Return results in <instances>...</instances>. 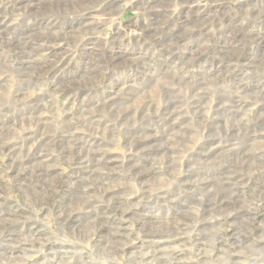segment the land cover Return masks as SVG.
Listing matches in <instances>:
<instances>
[{"label": "rangeland", "instance_id": "374dc122", "mask_svg": "<svg viewBox=\"0 0 264 264\" xmlns=\"http://www.w3.org/2000/svg\"><path fill=\"white\" fill-rule=\"evenodd\" d=\"M263 186L264 0H0V264H264Z\"/></svg>", "mask_w": 264, "mask_h": 264}, {"label": "bare ground", "instance_id": "6f19581e", "mask_svg": "<svg viewBox=\"0 0 264 264\" xmlns=\"http://www.w3.org/2000/svg\"><path fill=\"white\" fill-rule=\"evenodd\" d=\"M30 7H32V8H34L35 7V5H33V6H31V5H29ZM114 107V106H113ZM117 107V106H116ZM115 107V108H116ZM120 108V107H119ZM112 109V108H111ZM127 111V110H126ZM125 111V112H126ZM116 112V111H115ZM118 112H119V110H118ZM116 114V113H115ZM217 114V113H216ZM223 114V113H222ZM174 115V114H173ZM216 117V116H215ZM162 147V146H161ZM83 151H85V150H83ZM81 152V151H80ZM93 152V151H92ZM37 154L38 153H36V155H34V156H32L31 158L29 157V158H26L27 160H26V162H25V165H23V164H20V167L23 169L22 171H24V172H30V173H34V175L36 176V177H40V178H42L43 180L45 179V177H44V169H39V168H43V165H42V163L40 162V160L37 158ZM82 155V154H81ZM88 155H89V153H88ZM87 156V155H86ZM85 159V158H84ZM88 161V160H87ZM94 161V160H93ZM84 162V161H83ZM94 165V164H93ZM97 166V165H96ZM95 166V167H96ZM89 169V168H88ZM134 171V170H133ZM139 171H140V169H139ZM145 171V170H144ZM94 172L95 171H93V170H86V173L88 174V176L89 175H92V174H94ZM149 172V171H148ZM138 174H139V172H138ZM153 174V173H152ZM84 175V174H83ZM140 175H142V174H140ZM30 176V175H29ZM87 180V179H86ZM88 180H89V178H88ZM93 180V179H92ZM95 180V179H94ZM82 181V180H81ZM90 181V180H89ZM82 183V182H81ZM80 183V184H81ZM224 183H226V182H224ZM223 183V184H224ZM79 185V184H78ZM81 186V185H80ZM264 187V186H263ZM86 188V187H85ZM84 188V189H85ZM81 190V189H80ZM87 190V189H86ZM225 190V189H224ZM227 191V190H226ZM260 193H264V191L263 190H260ZM260 197V196H259ZM263 199H264V197H262ZM224 201V200H223ZM221 203H223V202H221ZM85 204V203H84ZM228 204V203H227ZM244 209V208H243ZM73 210V209H72ZM227 212V211H226ZM231 217V216H230ZM261 222V221H260ZM260 224V223H259ZM263 224H264V222H263ZM174 226H176V230H172L173 229V227ZM174 226L172 227V228H169L168 230H167V232H155V231H149V232H147V231H145V232H147L148 233V235L147 236H149V235H156V234H161V233H165V237L164 238H161V239H163L162 241H165L167 244H168V246H167V248L168 249H162V250H160V249H157V250H151V251H149L150 253H154L153 254V256H156V255H160L159 256V258H161V259H165V256L166 257H169L170 259H172V261H173V264H179L178 262L180 261V260H178L179 258H180V256L178 255V249H176V248H174V244L175 243H178V241H180V238H179V236H178V232H182L183 230H182V228H181V224L180 223H176V224H174ZM183 226V225H182ZM259 226V225H258ZM262 226V225H261ZM175 228V227H174ZM260 228V227H259ZM260 230V229H259ZM110 231V230H109ZM262 231V230H261ZM212 232V231H211ZM202 233V232H201ZM208 234V233H207ZM262 234V233H261ZM112 235H113V233H112ZM154 235V236H155ZM110 236V235H109ZM115 236V235H114ZM153 236V237H154ZM206 238V237H205ZM203 240V239H202ZM205 241V240H204ZM204 241L203 242H201L200 241V239H198L197 241H196V246L198 247V254H197V257H196V259L195 260H193L192 259V263H196V262H198L199 260H202V261H204V264H210V262H208V261H206V260H208V259H210V256H211V253L212 252H214V251H216V249H217V247L216 246H213V248L211 247V251L210 250H208V246H209V244L207 245L206 243H204ZM209 241V240H208ZM207 241V242H208ZM157 244H159V243H157ZM214 245V244H213ZM249 245V244H248ZM251 247V246H250ZM249 247V248H250ZM218 250H219V248H218ZM221 251V250H220ZM219 251V252H220ZM251 251H253V249H251ZM254 252V251H253ZM221 254V253H220ZM188 257H189V255H188ZM233 257V256H232ZM168 258V259H169ZM154 260V259H153ZM187 260V259H186ZM230 260V259H229ZM171 261V262H172ZM176 261H177V263H176ZM149 262V261H148ZM181 262H183V261H181ZM183 264V263H182ZM187 264H190V263H187Z\"/></svg>", "mask_w": 264, "mask_h": 264}]
</instances>
